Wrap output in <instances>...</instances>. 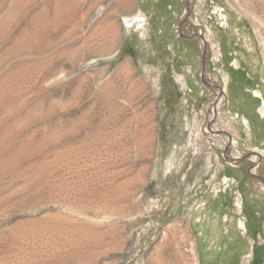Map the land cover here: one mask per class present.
<instances>
[{
	"label": "rangeland",
	"instance_id": "obj_1",
	"mask_svg": "<svg viewBox=\"0 0 264 264\" xmlns=\"http://www.w3.org/2000/svg\"><path fill=\"white\" fill-rule=\"evenodd\" d=\"M261 161L264 0H0V264H264Z\"/></svg>",
	"mask_w": 264,
	"mask_h": 264
},
{
	"label": "bare ground",
	"instance_id": "obj_2",
	"mask_svg": "<svg viewBox=\"0 0 264 264\" xmlns=\"http://www.w3.org/2000/svg\"><path fill=\"white\" fill-rule=\"evenodd\" d=\"M142 16H143V14H137L136 16H134L133 18H130V19H125L124 20V22L126 23V25L128 26L127 28H128V30H130V29H132L133 27H140L141 26V24L139 23V20L142 18ZM163 19V18H162ZM131 23H133V24H131ZM131 24V25H130ZM215 110V107H213L212 108V111H214ZM210 116V115H209ZM208 116V117H209ZM214 119V118H213ZM209 123H210V117H209V121H208ZM219 138V140L217 139V141H220V143H221V145L222 144H224L225 145V147H231L232 146V142H231V140L230 141H228V142H225V143H223V141L220 139V137H218ZM224 140V139H223ZM216 141V140H215ZM223 145V146H224ZM259 167V172H260V170H261V168L262 167H264V164H263V161H261V164L258 166ZM231 169H234L232 166H231ZM258 173V171L255 169L254 171H253V174H254V176H256V174ZM216 177V176H215ZM257 177V176H256ZM218 188V186H216L215 185V188L214 189H217ZM215 194H216V192H215ZM210 201L212 200V196H209V197H207Z\"/></svg>",
	"mask_w": 264,
	"mask_h": 264
},
{
	"label": "water",
	"instance_id": "obj_3",
	"mask_svg": "<svg viewBox=\"0 0 264 264\" xmlns=\"http://www.w3.org/2000/svg\"><path fill=\"white\" fill-rule=\"evenodd\" d=\"M203 65H204V61H203Z\"/></svg>",
	"mask_w": 264,
	"mask_h": 264
}]
</instances>
